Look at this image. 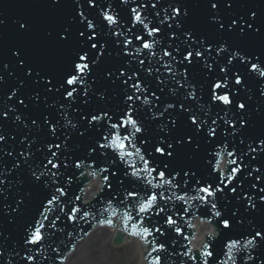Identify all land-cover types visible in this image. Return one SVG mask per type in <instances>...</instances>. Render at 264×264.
<instances>
[{"label":"water","instance_id":"95a60500","mask_svg":"<svg viewBox=\"0 0 264 264\" xmlns=\"http://www.w3.org/2000/svg\"><path fill=\"white\" fill-rule=\"evenodd\" d=\"M42 4L38 7L36 6V1L35 4L32 3L30 5L24 6V4L20 3V0L16 1V6H13L12 8L5 7V0L2 3V1L0 0V21H3V23H0V33L1 38H0V43L5 41V35L7 30L10 28L8 25H11L12 23L9 22V16L12 17L13 15H18V12L20 10H23L24 12L26 11V8H34L35 6L37 7L36 10H34L33 12V16L28 20V19H24V17L22 16V18L20 20H16L17 23H19L20 21L25 20V22L23 21V23H27L29 22V24H33L34 21H39L42 22L43 20L40 19V12L41 14H47V6H49V0H41ZM173 0H170L166 3L163 4V8L164 10L170 11L171 10V3ZM184 0L180 1L181 3ZM190 2L187 3V6H189L191 9H193L194 13H189V12H180V15L177 16L176 12L173 11L170 15L169 19V23L167 25L165 34L170 36V35H175L176 31L180 29V24L182 22L183 19L188 18L187 20H185V26L191 31L193 28L195 29H202V23L200 21V19L204 22V20L206 19L207 15H203L201 13V11H204L205 8H208V5H205L202 7L203 3L201 0H189ZM227 1L228 0H212V2H215L218 4V7L216 8L217 10H215V14H209L208 16L210 17V19L213 21V23L215 25H218L219 21L223 22L226 26L229 24L230 21L226 20L227 18H224L222 13H224V10L221 9V5H227ZM120 2V1H119ZM41 6L43 8H41ZM119 6V5H118ZM35 7V8H36ZM53 6H51L50 8H52ZM121 9L119 10H115L114 8V13L115 14V22L114 23H110L109 21L106 20V22L104 23V29H105V35L106 36H102V34L100 33V36H102L103 39L106 40H101V44L103 45V47H97V51L99 50L101 55L104 57L107 54H109L111 52V46H113V43L110 39V37L107 38V36L113 34L116 29L118 27L121 26H128L130 28H133L134 25V18L133 17H129L128 14L132 15L133 14V9L136 10V8H139V4L135 1H130L126 6H125V10L122 8V6H119ZM34 8V9H35ZM199 8V9H197ZM97 12L103 13V11L100 8H96ZM95 8H89L87 10H90V12H96ZM81 11V9H79ZM76 11H78L76 9ZM124 12H126V14L123 16ZM123 16V17H122ZM97 16L94 14V18H96ZM260 17H258L259 19ZM11 19V18H10ZM23 19V20H22ZM47 19H45L44 21H46ZM130 22V23H129ZM193 24V26H192ZM59 23L56 22L55 26H58ZM75 27H77V32L82 31V28L78 27L75 25ZM46 32L51 33L52 30H54V26L51 28L50 24H46L45 27ZM51 28V29H48ZM84 31V30H83ZM92 31H95V33H97L96 29H92L89 32L91 33ZM203 30H201V35L200 37L203 35ZM242 33L238 30V28L236 26H233V35L231 37H238L241 36ZM140 36V33L138 34V37ZM10 38V37H9ZM97 40V39H96ZM98 41V40H97ZM10 43L12 45L15 44V42L10 41ZM35 46H33V44H31V46L29 48H33V47H37V41L34 44ZM186 49L185 47H182V50ZM30 54H28V59L31 61V64L28 65V67H31L33 69V67L37 68V65H34V61L36 60V56L35 53L36 52H29ZM94 65L90 66V75H89V79L91 78H95L96 72L94 70ZM187 67H189V65L187 64ZM2 68L3 66L0 65V75L2 73ZM46 72V71H45ZM48 73V72H46ZM217 75H221L223 76L222 72H217ZM205 75H203L204 77ZM206 82H211L212 79L211 78H206L204 79ZM97 82V81H96ZM91 84V81L88 82ZM225 83V82H224ZM201 84L202 83H198L195 86V89H200L201 88ZM93 85V84H92ZM0 116L6 112L7 109V123H5L2 120V127L0 129V135L4 136V140L0 141L3 145L6 144H10V141H13L16 145H19L18 147L15 148V150H12L14 153H17L18 156L22 157L23 159L20 158V162H4L0 164V172L2 174H0V180L4 181V184L0 185V187H5L7 185V189L9 190H14L13 187L15 186L14 183V179H16L17 174L20 172V168L24 169L27 167V165L31 164V158H28L30 156V154L33 155V157H36L35 154V150H38L40 152H45V146L40 145V141H41V135L39 134V131L37 129H33L30 128L31 125H33L32 121L36 120L37 123H45V116L39 115V116H29L27 117L25 111L26 110H31L32 107H36L37 110H39L40 108H42V104L41 101L39 100V105L38 104H33L30 102V104L28 106H26L28 101H25V103L23 105H15L13 102H11V92H10V85L7 82V80H4V78L2 79V81L0 82ZM257 88V87H256ZM260 88V89H259ZM264 88V86H260L256 89L257 93H261L264 91L262 90ZM138 91H141V89H139ZM241 92V91H240ZM151 95H155V93L152 91L150 93ZM87 97V95L85 96ZM84 99V98H82ZM94 103V101H93ZM95 104V103H94ZM213 105V104H212ZM77 106H80L79 104ZM45 109V107H44ZM247 110V108H246ZM242 111V110H240ZM230 112V111H228ZM46 114V111H44V115ZM223 112L222 110H218V116L222 115ZM17 117H19V119H17ZM134 120H136L137 122V117H134ZM141 124L140 122H137V125ZM106 131V134L109 135V133H112V130H107V128H103ZM126 134V133H125ZM131 135V134H130ZM129 135V136H130ZM263 135V134H262ZM188 135H185V139H187ZM110 137V136H109ZM219 136H216L215 138H213L214 140H218L219 141ZM16 138L20 139V140H16ZM37 138V139H36ZM213 139L211 138V140L213 141ZM54 140H57V142H61L62 145V149H66V148H71V152L65 154L63 152H60L61 154L59 156H62L68 160H70L71 164H74L75 161L81 160L83 161L84 159H86L87 162H92L89 157H91V159H95L96 161H99L101 163H103L104 161H106V159L108 158H113L115 162L118 161V159L120 158L118 151L114 150L113 148L107 147L106 149L102 150L104 153V156H101L100 154V149L97 146V144H93L92 148L88 149L89 143L91 139H85V140H80L79 137H66L65 135H63L61 133V131L58 132L57 137L54 138ZM35 141V142H34ZM143 138L141 136V134H137L134 140L135 145L139 146V147H144L143 143ZM199 142V150H202L203 147V143L205 142V136L204 133H198L197 136L192 137V143L191 144H184V149L182 151L183 156L187 157L189 156L190 153V149L191 147L194 146V144ZM8 147V146H6ZM189 147V148H188ZM36 148V149H35ZM93 149H95V151H93ZM193 150V149H191ZM23 151H28L29 154H24ZM189 152V153H188ZM99 153V154H98ZM29 155V156H28ZM12 156V155H11ZM9 158L10 154H9ZM243 158V157H242ZM225 157L223 159L222 162H220V164L218 165V175H220L221 173L225 174L224 171V164H225ZM243 160H247V157L243 158ZM93 161V162H96ZM202 162V161H201ZM204 162H206L204 160ZM203 162V163H204ZM23 163L25 165H23ZM251 165H253V163H250ZM16 168V170L14 169ZM30 169H24L23 170V174H29ZM160 171V170H158ZM157 171V173H158ZM162 171V170H161ZM87 174V173H85ZM112 174V173H111ZM206 174V177L209 179V181H211L213 184H217L220 185V182L218 181L217 178H215L213 176V173L211 171H207L204 172V175ZM110 177L112 178L113 175H110ZM170 174L168 172H165V178H169ZM16 181V180H15ZM27 177H24V183H23V187L24 184L26 183ZM39 180H35L33 179L31 181V185H29L27 188L28 192H29V196L27 197V199H23V197H20L21 194H16L15 196H12V198H10V200L5 201L2 204V207L0 208V227H2V230H0L2 233L0 234V248L3 251L7 250L10 252V254H17L18 250L21 248L19 247V244L23 247V246H27L30 245L32 243H26L25 241L28 240L31 236H28L27 234L30 233L29 232V228L32 226L33 223V218H31L33 216V214H35V217H37L39 215V210L42 207V204L39 203L38 199L41 198V196H37V195H41V189L38 188L37 186H39ZM84 180L80 181V183H83ZM100 177L96 176L95 178H91L88 180V183L85 185L84 188V192L81 195V200L83 201V203L88 202L89 200H91L93 198V196L98 192V190L100 189ZM245 185V184H244ZM117 186V185H115ZM111 188L113 189V186L111 185ZM4 189V188H3ZM5 190V189H4ZM6 192V191H5ZM12 193V191H11ZM128 191L124 190L122 187H118V190H110L107 191L106 189H104L103 191V196L101 198L102 202L97 204V207L100 206H104L107 204V212H105L103 214V216L108 215L113 213L115 208H118L119 210L125 212V210H129L130 208L127 207H131V203L129 201L127 202H123V200L125 199V197H127ZM140 193H145V196L149 194V190L147 188H145V190H141ZM238 193H240L238 191ZM241 196V194L239 195ZM144 197V196H143ZM248 198H245V200ZM241 203H243V200L241 201ZM16 204V205H14ZM126 207V208H125ZM13 209H15V211H13ZM81 211H85L84 208H80ZM29 212L32 213V215L30 217H28ZM80 213L79 215H77V217L79 218V216H81ZM134 214V213H133ZM146 215L147 213H141L140 215V220H142V216ZM246 216V211L242 208V206L238 207V211H236L235 209H228V211L224 214H221V217L228 219L230 221L237 219V218H241V217H245ZM52 215L49 216V219H55L57 218L56 216L51 218ZM23 220V222L21 223L20 221ZM143 221V220H142ZM114 224H119L120 220L117 219H113ZM263 221L261 223L256 222V223H248L247 225H245L244 227H242L243 225L239 226H232L230 228V232H233L234 230H237V233H235L233 236H231V239H237L236 241L241 242L244 240H249V238L253 237V232L252 231H256L258 232V230L261 229V227H264V223ZM194 226L193 231H196V234L194 235L193 239L190 240L189 244L191 246H193V249H197L199 247V245L204 241V237L206 234H214V230L211 226V224H208L206 222L200 221L198 218L193 220L191 223ZM47 227L52 228L53 224L51 222H48ZM255 225V226H254ZM59 227V226H58ZM61 228L65 227V226H60ZM172 227H176V225H172ZM73 228V227H72ZM246 228V229H245ZM256 228V229H255ZM43 229H46V226L43 224ZM91 226L90 225H84L82 228V231H86V230H90ZM56 229H52V230H48L49 233H55ZM239 230H242L241 233L239 232ZM244 230H250L249 231V235L245 236ZM63 232H68V230H63L61 231V233ZM162 231H159L157 233H153L151 232V234L149 235V238L146 240V242H150V241H157L156 243H161V245H163V249L162 251V256L159 257V262L161 263H165V264H177V260L179 261V264H182V261L185 260V258L181 257L182 255V250L181 247H168L165 245V241H166V237H167V233H164V235H162ZM243 235V236H241ZM241 236V237H239ZM239 237V238H238ZM145 242V251L144 254L147 257V252L149 250V247ZM262 244H264V240L262 242ZM213 259L210 260L211 263H214V261L219 257V255L221 254V252H219L218 250H213ZM251 256L253 257V260L250 262H247L246 264H264V257H263V252H259L257 250V248H253L250 250ZM3 256V255H1ZM152 256V255H151ZM242 256L243 255H239L235 262L236 264H245L244 262H242ZM249 257V256H248ZM11 258V257H8ZM156 261V260H153ZM147 263H152L151 261H147ZM1 264H4V262H2Z\"/></svg>","mask_w":264,"mask_h":264},{"label":"snow or ice","instance_id":"6c2138e0","mask_svg":"<svg viewBox=\"0 0 264 264\" xmlns=\"http://www.w3.org/2000/svg\"><path fill=\"white\" fill-rule=\"evenodd\" d=\"M49 2L51 3L52 6H58V3H59V0H49ZM87 2L89 4L92 3V0H87ZM229 7H231V4L228 5ZM211 7L213 9H216L218 7V4L215 3V2H212L211 3ZM176 12V15L179 16L180 15V9L177 8L174 10ZM133 12L136 14V19L137 21L140 20V15L138 12H136L135 9H133ZM81 16H83V13L80 14ZM251 16L253 18H255L256 16V13L255 12H252L251 13ZM105 19L107 21H109L110 23H114L115 22V18L111 15H108V14H105ZM240 19H243L242 17ZM0 23H3V21H0ZM233 26H236L238 28V30L243 33L245 31V27L247 29H252V23H248V22H245V25L244 26H240L237 22V19L236 18H233L229 24H228V29L231 31ZM145 27H147V25H145ZM18 28L22 31H26L28 29V25L26 23H19L18 24ZM87 28L88 29H94V25L91 21H87ZM219 28L221 30H223L225 28V24L223 22H220L219 23ZM156 31H159V29H156V28H153L152 29V32H156ZM257 31H259V29H257ZM152 32H149V35L152 34ZM67 29L64 30V33H57V38L61 41L63 40H67L68 39V36H67ZM79 37L85 42V44H89L91 49H96L98 46L99 47H103V45H99L98 41L96 40V33L95 31H92L91 34H87L85 33V31H80L79 32ZM137 39H143L142 37H137ZM143 47L145 49H149L151 48V44L148 43V42H144L143 43ZM209 49L211 48V45L209 44L208 45ZM80 52L83 53V54H80L78 55V58L76 60L73 61V64H74V68H73V71L77 74H67V78L66 80L60 85L61 88L64 89V94L66 95V97H73V94L74 92H76V89L75 88H72L71 90H68V88L65 86V85H68V86H71V85H74L76 84L78 81L79 82H82L81 80V77L80 75L78 74H83L85 72H88L90 71V64H94L95 61L94 60H90L89 59V55H88V52L85 51L84 48H81L80 49ZM12 55L15 56V57H18L20 58L19 59V64L21 67H24L25 66V60L22 58V53L20 50H16L14 52H12ZM164 55H171V53L169 52H165ZM202 55V52L199 51V50H196L195 52L193 51H187L186 50V55L183 56V61H187V62H191L192 58L193 57H199ZM236 55H239V53H236ZM241 59H244L243 57H241ZM182 61V62H183ZM229 61H231V57H229ZM141 63H143L141 61ZM5 68H7L8 66L7 65H4ZM257 65L256 64H252L251 65V68L252 70H257ZM221 72H225L226 70L224 68H221L220 69ZM33 74V70L31 67H28L27 69V75L28 76H31ZM37 75V82H39L40 80H43V76H41L39 73L36 74ZM109 75H111V73H109ZM121 75H123V73L121 72ZM260 75L264 76V71H262L260 73ZM0 79H2V77H0ZM129 79H131V77H129ZM235 83L237 85L241 84L242 83V79L239 75H236L235 77ZM52 85V81L51 80H48L46 82V90L47 91H51L52 88L50 87ZM222 84L221 83H216L214 85V88L215 89H220L222 88ZM57 91H59V89H57ZM85 91V94H87V89L84 90ZM11 98V97H10ZM213 100L215 101H219V102H222L224 105H231L233 103L232 99L230 98L229 94L227 92H225L224 94L220 95V94H217L215 91L213 92L212 94V97H211ZM36 99L38 100L39 99V93H37L36 95ZM128 100H131L133 99L132 96H128L127 97ZM19 103L21 105H23L25 103V101L23 99H21L19 101ZM168 107H173V105H169ZM237 108H239L240 110H245L246 108V105L244 103H239L236 105ZM181 108L183 109L184 106L181 105ZM185 111H187V109H184ZM4 115L6 116L7 113L5 112ZM105 116H107V113H104ZM17 119H19V117H17ZM101 119L100 116H97V115H91L90 116V120H89V123L92 122V121H97ZM189 119L191 121V124L196 126L197 128L200 127V124L199 122L197 121V118L195 116H189ZM46 124L48 123L47 119H45L44 121ZM33 124H36L37 121L36 120H33L32 121ZM171 123L173 125L176 124V121L175 120H172ZM213 124H215V121H212ZM238 123L240 124H244V121L241 119L238 121ZM126 124H130L132 125V127L134 128L135 132H141V128L136 126L137 125V122L132 119L131 116H127V115H124L122 118H121V123L120 124H112L111 127L112 128H118V127H124ZM211 135H214L215 134V129H212L211 132H210ZM5 138L4 136L0 135V141H3ZM106 140H109V143L108 144H101L100 147L101 148H107V147H112L114 150L118 151V154L121 158V160H124L125 157H131V156H139L140 160L142 161L144 167L142 169H137L134 165H129L131 167V175L134 176V177H140L142 173L144 172H148L149 174L156 171L155 168H151L149 167V160L145 159L144 156L141 154V150L140 148L138 147H135V145H132L131 144V139H130V136L129 135H125L123 137L119 136V135H116V134H113L111 135V137H105ZM124 141H128L129 143L128 144H125ZM191 144L192 143V137L191 135H188L187 136V139H185L184 136H177V137H174L173 138V141L172 142H166V140H161L159 143L157 144H153L152 147H153V151L157 154H159L160 156L164 157H168V158H171L173 157L174 155V152L176 150L177 147H180V146H183L184 144ZM262 143H264V141H262ZM131 146L134 148V152L133 151H128V147ZM55 147L59 148L60 145L57 144L55 145ZM93 151H95V149H93ZM51 156H56V152H51L50 153ZM228 156H232L233 153L232 152H228L227 153ZM229 164H235L236 161L235 160H230L228 161ZM47 164L51 166V168H58L59 165L57 163H54L51 159H49L47 161ZM76 167L79 168L80 167V163L79 161L76 163ZM163 168L164 169H167L168 168V164L165 163L163 165ZM102 171H106V169H102ZM238 171V167H233L230 169V172L227 174V175H224L222 174L220 179L222 182L226 181V180H231L237 173ZM185 175H188V173H184ZM33 175L35 176V173H33ZM53 176L56 175V173H52ZM113 176H116V173L113 172L112 173ZM125 176L129 175L128 172H125L124 173ZM160 179L164 182V183H167V184H171L172 183V180L169 179V180H164V177H165V171H159L158 173ZM35 178L37 180L40 179L39 176H35ZM104 179L107 181L108 180V177L105 176ZM149 184H151V181H148ZM199 183V182H197ZM4 184V181L3 180H0V185ZM110 186V185H109ZM224 189L219 187V185H217L216 187H213L212 184H207V185H203L201 187L198 188V192L199 193H203L205 195L203 196H200L199 198L201 200H204L205 202H207V198L209 197H213L215 196L216 192L218 191H223ZM0 191H2V189H0ZM56 191L61 195L63 196L65 193H64V190L62 188H57ZM232 191H235V189H232ZM261 191H264V189H262ZM128 196H136L138 195L137 193L135 192H129L127 194ZM160 195L161 198H163V194H157V193H153L149 196H147L145 198V201L142 202L139 206V213H145L147 211H149L152 206L155 204L156 200H157V196ZM186 197L184 196H179L177 197V199H180V200H183L185 199ZM77 199H79V197H77ZM261 200H264V196H261L260 197ZM57 200V196L53 195L51 197V199H48L47 200V204L51 205L53 204L54 201ZM253 208H255V204L251 205ZM216 204L215 203H212L211 204V208L213 210L216 209ZM62 210V209H61ZM13 211H15V209H13ZM80 209L77 208V207H73L71 209V214L69 216L70 219H75L76 217V214L79 213ZM161 211H163V209H161ZM216 216H221V213L219 211H215L214 213ZM89 213L88 212H84V216H88ZM126 220L127 221H130L132 222L131 223V227L132 229L134 230L133 231V234L135 235H141V236H148L151 234V230L150 228L148 227H143V221H139L137 222L134 217L130 214H126ZM109 224L111 223V221H107ZM221 222L223 224V227L224 228H229L231 226L230 224V221L228 219H224V218H221ZM167 224L169 225H176L177 222L171 217L169 216L167 218V221H166ZM40 227H43V225H40ZM40 227H37L31 234V237L26 240L25 242L26 243H32V244H36L38 242H40L43 237H42V234H41V231H40ZM156 231H159V229H156ZM175 231L177 233H180L181 232V229L179 226H176L175 227ZM255 236L256 237H261V239H264V236H261V232H256L255 233ZM236 242H233L232 245H230L229 247L231 246H234ZM249 243H252V241H249ZM206 249L208 247V245L206 244L204 246ZM159 248L162 250L163 249V245H160ZM204 255L206 256H211L212 253L209 252V251H205L204 252ZM152 264H159V258H157L156 261H153ZM206 264V262H205Z\"/></svg>","mask_w":264,"mask_h":264},{"label":"bare ground","instance_id":"6f19581e","mask_svg":"<svg viewBox=\"0 0 264 264\" xmlns=\"http://www.w3.org/2000/svg\"><path fill=\"white\" fill-rule=\"evenodd\" d=\"M91 227L90 234L76 242L73 252L66 257L63 264H121L118 256L131 264H147L145 242L139 238L126 235L118 245L112 244L117 225L112 227ZM135 243L134 247L130 245ZM69 257V258H68Z\"/></svg>","mask_w":264,"mask_h":264},{"label":"rangeland","instance_id":"374dc122","mask_svg":"<svg viewBox=\"0 0 264 264\" xmlns=\"http://www.w3.org/2000/svg\"><path fill=\"white\" fill-rule=\"evenodd\" d=\"M134 245H135V243H132V245H130V248L134 247ZM118 261L121 264H131V263L126 262L122 256H118Z\"/></svg>","mask_w":264,"mask_h":264}]
</instances>
